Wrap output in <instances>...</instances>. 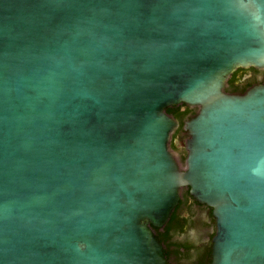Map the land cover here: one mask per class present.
Segmentation results:
<instances>
[{
	"label": "water",
	"instance_id": "obj_1",
	"mask_svg": "<svg viewBox=\"0 0 264 264\" xmlns=\"http://www.w3.org/2000/svg\"><path fill=\"white\" fill-rule=\"evenodd\" d=\"M250 68L264 0H0V264H170L184 188L211 264H264V84L226 92Z\"/></svg>",
	"mask_w": 264,
	"mask_h": 264
},
{
	"label": "flooded vegetation",
	"instance_id": "obj_2",
	"mask_svg": "<svg viewBox=\"0 0 264 264\" xmlns=\"http://www.w3.org/2000/svg\"><path fill=\"white\" fill-rule=\"evenodd\" d=\"M234 75L239 79V81L234 83L235 86H239L240 83L246 84L247 82H251V84L243 92L228 91L229 83ZM262 84H264V71L253 68L238 69L229 79L226 92L242 95ZM190 109L196 113L188 114L185 123L195 118L199 111L197 108ZM179 130L180 127L173 135L170 147L184 169L188 155L185 144L189 137L184 127L182 132H179ZM216 230L217 225L213 209L207 205L199 204L190 195L189 189L184 188L179 204L170 221L163 229L156 230V235L164 247L170 264H211L213 259V239L216 235ZM195 234H198V238H194Z\"/></svg>",
	"mask_w": 264,
	"mask_h": 264
},
{
	"label": "trees",
	"instance_id": "obj_3",
	"mask_svg": "<svg viewBox=\"0 0 264 264\" xmlns=\"http://www.w3.org/2000/svg\"><path fill=\"white\" fill-rule=\"evenodd\" d=\"M232 78V80L229 83V90L230 92H243L247 86L251 84V82H247L246 84L240 83L239 86H235V82L239 81L235 77ZM195 111H192L188 106H180L176 108H170L167 110V114H169L171 117L175 118L180 123V130L179 132H182L183 127L185 125V119L187 118L188 114H195ZM197 115V114H196ZM175 148V147H174ZM157 234V231H155ZM158 238V237H157Z\"/></svg>",
	"mask_w": 264,
	"mask_h": 264
},
{
	"label": "rangeland",
	"instance_id": "obj_4",
	"mask_svg": "<svg viewBox=\"0 0 264 264\" xmlns=\"http://www.w3.org/2000/svg\"><path fill=\"white\" fill-rule=\"evenodd\" d=\"M194 238H198V234H195V235H194Z\"/></svg>",
	"mask_w": 264,
	"mask_h": 264
}]
</instances>
